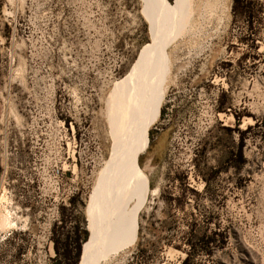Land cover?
Here are the masks:
<instances>
[{
  "label": "rangeland",
  "instance_id": "rangeland-1",
  "mask_svg": "<svg viewBox=\"0 0 264 264\" xmlns=\"http://www.w3.org/2000/svg\"><path fill=\"white\" fill-rule=\"evenodd\" d=\"M231 4L191 0L139 156L158 190L133 246L102 264H181L201 232L214 239L189 264H264V0L243 20ZM151 6L0 0V264H52L66 247L79 264L111 143L107 102L152 45ZM238 146L243 163L227 159Z\"/></svg>",
  "mask_w": 264,
  "mask_h": 264
},
{
  "label": "bare ground",
  "instance_id": "bare-ground-1",
  "mask_svg": "<svg viewBox=\"0 0 264 264\" xmlns=\"http://www.w3.org/2000/svg\"><path fill=\"white\" fill-rule=\"evenodd\" d=\"M190 4L191 0H152L147 17L152 45L116 82L107 102L111 143L102 169L101 195L88 208L89 237L79 264H102L132 247L141 211L158 190L151 189L139 156L148 148L150 128L160 116L167 50L187 25ZM16 225L7 219L1 226Z\"/></svg>",
  "mask_w": 264,
  "mask_h": 264
},
{
  "label": "trees",
  "instance_id": "trees-1",
  "mask_svg": "<svg viewBox=\"0 0 264 264\" xmlns=\"http://www.w3.org/2000/svg\"><path fill=\"white\" fill-rule=\"evenodd\" d=\"M249 2L250 0H232L231 10L233 14L237 17H240L241 20L247 18V9H248ZM241 146H238L236 149L229 151L227 155V159L230 158L231 155H235L238 158V160L241 161V163L245 162V157L242 153ZM72 200H74V198ZM83 237L84 239H87L89 237V233L86 229H84L83 231ZM213 239L214 237L212 236V234H209L206 232H201L199 236L195 237L194 240H193V235L190 234V236L186 238V242L188 243L189 247L187 249L183 248V250L185 251V256L181 264H189V261L194 256V253L197 251L198 243L205 249H210V242ZM175 245L177 247L182 248L181 243H177ZM77 247H78V253H79V249H80L79 243H77ZM56 250L58 254L60 255L61 252H60L59 247H57ZM70 252L71 251L66 247L65 250L63 251V255L56 257L52 264H66V260L69 257Z\"/></svg>",
  "mask_w": 264,
  "mask_h": 264
}]
</instances>
